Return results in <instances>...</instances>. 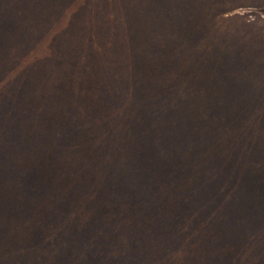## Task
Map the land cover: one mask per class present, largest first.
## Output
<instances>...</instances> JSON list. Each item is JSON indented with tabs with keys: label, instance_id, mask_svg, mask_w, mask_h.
Masks as SVG:
<instances>
[{
	"label": "rangeland",
	"instance_id": "374dc122",
	"mask_svg": "<svg viewBox=\"0 0 264 264\" xmlns=\"http://www.w3.org/2000/svg\"><path fill=\"white\" fill-rule=\"evenodd\" d=\"M198 1L212 33L192 56L171 5L144 23L142 0H0V264H264L243 183L216 194L245 150L264 155V0ZM176 46L190 68L162 70ZM202 64L234 91L199 85ZM131 193L165 201L131 221Z\"/></svg>",
	"mask_w": 264,
	"mask_h": 264
},
{
	"label": "trees",
	"instance_id": "16d2710c",
	"mask_svg": "<svg viewBox=\"0 0 264 264\" xmlns=\"http://www.w3.org/2000/svg\"><path fill=\"white\" fill-rule=\"evenodd\" d=\"M163 1L164 0H142V5L144 8V12L141 14L142 15V19L145 22H148L151 16L152 12L158 11L159 7L163 8L165 7L166 10L165 11H169L170 8L171 9V16H173V19L177 18V21H180V25H178V27H180L182 30H180V32L182 33L184 37V39L182 40V44H186L184 46V53H186V51H188L189 53H192V56H194L195 54V49L199 46L201 40H203L201 42L202 45H204L205 43L208 45L209 44V40H210V36H211V25L209 24V22H205L202 20V15L204 13L205 8H209L210 2H195V0H172L175 1L174 3L176 4L177 8L174 7L173 8V3L168 4L167 0H166V5H163ZM169 1V0H168ZM212 2L213 5V0H210ZM196 4V5H195ZM141 5V6H142ZM171 5V7H170ZM71 6V5H70ZM179 7V9H178ZM211 7V6H210ZM214 7V6H213ZM180 9H182V12H179ZM215 9V7L213 8ZM186 13V15H185ZM196 14V15H195ZM178 18L180 20H178ZM193 18V19H192ZM176 21V20H175ZM176 23V22H174ZM177 27V25H175ZM182 38V37H181ZM208 40V41H207ZM130 41L132 42V38L130 36H127V43H130ZM129 45V44H128ZM211 45H213L214 47V43L212 42ZM156 50H158V46H155ZM206 48V46H205ZM211 48V47H210ZM178 50V46L175 47V49L171 50L172 55L170 58V61L167 63V61L164 60H160L158 63V65L162 68L165 67V65L170 64L172 67H174L176 64H179V68L176 69L177 73H180L179 70L185 71L187 68H190L189 66L185 65V64H181L179 62V60H182V57L180 58V53H177ZM210 51V50H209ZM186 53L187 55H189V53ZM222 57H227L226 53L222 50ZM164 58V57H162ZM193 58V57H192ZM219 60V58H218ZM208 62V60H206V63ZM225 66L222 67L221 64H218V68L219 69H225L228 66L226 64H224ZM227 66V67H226ZM209 66H205V64L202 65H194L192 66V71L195 72V70H197V82L200 84H202L204 87L206 88H212V87H220V89L224 90L227 88V85L223 84V82H221V77L223 73V71L225 70H220L217 73L214 72L213 69L208 68ZM175 68V67H174ZM175 70V69H174ZM87 72V70H86ZM159 73H161V69L158 70ZM84 74V73H83ZM225 77V76H223ZM101 78H103V76H101ZM231 82V81H230ZM216 84V85H215ZM107 85L109 86V83L107 82ZM106 85V87H108ZM214 85V86H213ZM232 85V82H231ZM162 87H165V85H161ZM211 86V87H210ZM229 89V90H228ZM228 89H226L225 91L229 92L228 94L230 95L232 93V86H230ZM234 91V90H233ZM105 96L109 97V98H113V92L112 90L109 89H105ZM18 101V98L15 99V102ZM15 104V103H14ZM2 106V105H1ZM238 106V105H237ZM72 107V106H71ZM6 108V107H5ZM96 106H93V109H95ZM108 111V109H106ZM103 110V114L104 116L102 117L104 119V121L108 119V114L107 111ZM238 108L236 109V113L234 116V120H237V116H239L237 114ZM48 116V115H46ZM1 117V115H0ZM74 119V118H73ZM108 126H112V122L107 123ZM52 128L56 129V132L58 133V135L60 134L61 136L64 134V132H62L61 130L58 129V125L54 124V126H52ZM63 133V134H62ZM59 135V136H60ZM113 149H116L117 154H119L120 156L122 155V153H128V149L126 148H121V145H115ZM239 151L236 152V150H234L233 148H231V153L232 154V159L230 158V156L228 157V159L225 160V162L223 161V165H227L228 162L231 160H233L235 157L233 158V154H237ZM259 151L256 152V150L254 149H247L245 150V152H243V158L241 160V163L238 164V162H232L231 164H229V167H227L226 169H229V172H231V176L230 175H226V173L224 171H220V173H218V175L223 179H225V181L223 183H221V185L218 187V189L216 190V194L217 195H221L222 196V192L225 190L226 192L228 190H230L229 192L231 193V189L234 191L233 194H235V192L237 191L238 187L237 184H242L243 183V190H246L245 193H243L242 195H244L245 197L243 198L241 196V198L239 199L241 201V203H243L244 205V214H248V218L251 219L250 215H254L257 217V219L259 220L260 218L263 219L264 221V155L262 153H258ZM169 163H172V161L170 159H168ZM227 163V164H226ZM138 164H140V162L138 161ZM171 170V168L169 169ZM165 172V171H163ZM168 172V171H166ZM153 173V172H152ZM168 174L170 175L171 173L168 172ZM216 174V173H215ZM156 174H152L151 173L148 175H146V179L145 182H149L148 185L151 186V188H153L154 192H156L159 189L158 186V181L157 178L154 177ZM143 180V181H144ZM217 180V179H216ZM218 181V180H217ZM193 189H189L188 192H185L186 195L189 196H194L195 193L193 192ZM130 195V194H129ZM124 195H122L121 197L119 196V202H121L123 205L126 206V217L130 218L129 220H133L136 221L138 219H145L146 217H148L150 214H155L156 211L158 210V208H160V206L163 205V202L165 201L164 199H162L160 197V195L156 196L153 198V202L149 205L148 208L144 209V205H142V201L145 202L146 197H144L143 195L140 196L137 193H131V196H129L128 198L126 197V195L124 196V198H122ZM228 196V195H226ZM230 196V195H229ZM184 197V196H183ZM212 197H214L212 195ZM218 199V198H217ZM182 200H178L179 203V207L175 208L176 210L174 211V214H177V220L181 219L180 217H182V214L185 212V208L184 206L186 205L185 203L182 202ZM215 201V199H213V202ZM155 211V212H154ZM10 215V214H9ZM258 220H256V224L255 225H264V222H257ZM39 254V253H38ZM43 254H41L42 256ZM40 256V254H39ZM245 264H257L256 261H245L243 262ZM17 264V263H15ZM27 264H30V262L28 261Z\"/></svg>",
	"mask_w": 264,
	"mask_h": 264
}]
</instances>
